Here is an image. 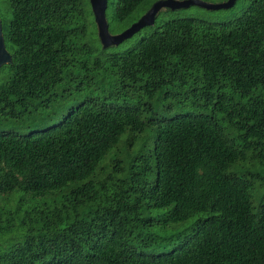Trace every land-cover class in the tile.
<instances>
[{
	"label": "trees",
	"instance_id": "trees-1",
	"mask_svg": "<svg viewBox=\"0 0 264 264\" xmlns=\"http://www.w3.org/2000/svg\"><path fill=\"white\" fill-rule=\"evenodd\" d=\"M5 2L0 264H264V0L122 53L86 42L85 0Z\"/></svg>",
	"mask_w": 264,
	"mask_h": 264
},
{
	"label": "rangeland",
	"instance_id": "rangeland-1",
	"mask_svg": "<svg viewBox=\"0 0 264 264\" xmlns=\"http://www.w3.org/2000/svg\"><path fill=\"white\" fill-rule=\"evenodd\" d=\"M106 10L105 17L108 25V32L111 36L121 34L133 24H135L154 4L162 1H174V2H186V1H196L203 5H189L187 7H182L179 9H168L162 8L158 11L154 19V25H148L141 28L138 32L134 33L131 37L123 40L116 46H111L108 48L109 52H125L126 50L132 48L141 39L150 35L155 26L161 25L165 22L176 20V19H192L196 21H203L212 24H220L234 18L238 17L243 10L249 5L252 0H235L232 7L226 9H210L206 6H218L228 2V0H147L141 7H139L133 14L132 18L128 19L123 23L111 22V15L113 13L114 4L116 0H106ZM85 7L88 11V34L86 37V42L90 44L93 52L99 53L101 51V42L97 35L94 33V18L89 15L91 11L90 0H85ZM6 9L5 0H0V21L1 26L4 21V11ZM62 86L57 92L60 93V97L56 99L52 106V109L57 112L56 115H60V112H64L66 108L73 104L74 102L85 97L86 90L83 92H77L74 90V84ZM66 88V89H65ZM65 89V90H64ZM62 112V113H63ZM111 155V154H110ZM119 156L121 158L125 157L124 151L121 150Z\"/></svg>",
	"mask_w": 264,
	"mask_h": 264
},
{
	"label": "water",
	"instance_id": "water-1",
	"mask_svg": "<svg viewBox=\"0 0 264 264\" xmlns=\"http://www.w3.org/2000/svg\"><path fill=\"white\" fill-rule=\"evenodd\" d=\"M235 0H228V2L218 5V6H206L210 9H226L232 7ZM106 0H90L91 9L94 15V21L97 27L98 38L101 42L103 48H109L111 46H116L123 40L131 37L134 33L138 32L141 28L154 25V19L158 11L162 8L168 9H179L182 7H187L189 5H203L196 1H186V2H174V1H162L154 4L135 24L130 28L122 32L121 34L111 36L108 32V24L105 17L106 10ZM11 57L6 51L2 26L0 21V68L3 65L10 64Z\"/></svg>",
	"mask_w": 264,
	"mask_h": 264
}]
</instances>
